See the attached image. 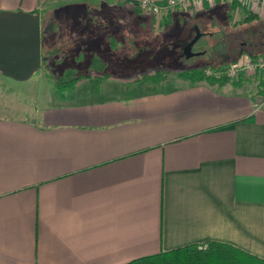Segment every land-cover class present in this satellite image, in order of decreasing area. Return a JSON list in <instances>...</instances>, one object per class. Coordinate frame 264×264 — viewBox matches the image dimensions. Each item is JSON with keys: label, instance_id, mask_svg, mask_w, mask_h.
Here are the masks:
<instances>
[{"label": "crops", "instance_id": "1", "mask_svg": "<svg viewBox=\"0 0 264 264\" xmlns=\"http://www.w3.org/2000/svg\"><path fill=\"white\" fill-rule=\"evenodd\" d=\"M260 80L81 83L31 119L0 115V264H128L210 242L264 260Z\"/></svg>", "mask_w": 264, "mask_h": 264}, {"label": "rangeland", "instance_id": "2", "mask_svg": "<svg viewBox=\"0 0 264 264\" xmlns=\"http://www.w3.org/2000/svg\"><path fill=\"white\" fill-rule=\"evenodd\" d=\"M198 10L178 8L169 17H156L144 11L139 0H85L56 8L44 17L45 27L51 20L55 22V31L45 34L43 41L44 54L59 50L56 59L26 82H16L0 73V115L31 119L35 109L54 103L56 97L61 99V92L47 73L49 68L53 74H62L68 67H77L84 78L78 85L119 79L132 88L139 85L152 91L161 89L171 78L184 82L178 77L180 73L210 60L207 56L185 57L184 48L196 36V26L205 34L201 38L204 44L212 46L219 38L224 45L222 53L213 55L212 60L214 67L224 63L221 73L226 74V69L244 60L241 63L253 65L248 66L251 71L247 70L243 79H264L263 65L256 64L264 58V21L235 27L234 22L242 18L239 10L232 22L226 21L225 11L215 10L214 15ZM201 47L193 46L192 52L200 53ZM93 57L105 64L103 73L90 70ZM78 59L81 63H74ZM58 60L64 61L62 66L55 65ZM156 74L161 75V81L150 79ZM257 89L261 102L264 90L260 85Z\"/></svg>", "mask_w": 264, "mask_h": 264}, {"label": "trees", "instance_id": "3", "mask_svg": "<svg viewBox=\"0 0 264 264\" xmlns=\"http://www.w3.org/2000/svg\"><path fill=\"white\" fill-rule=\"evenodd\" d=\"M75 6V5H74ZM225 11L224 16L226 17V21L232 22L234 18V13L236 10H239L242 18L238 22H234V26L237 27L238 25H247L251 24L254 21H258L259 17L251 12L248 11L247 8L240 6L237 0L233 2H228L224 4H218L214 6L212 9L206 10L204 12L211 11L215 15V10ZM223 14V13H222ZM173 15L168 14L166 17ZM55 24V22H54ZM55 31V26H54ZM46 35H43L42 38V53H43V41ZM188 37V36H187ZM224 39L225 36H222ZM212 38V37H210ZM202 46L200 50L201 52H206L207 57H210L209 63L205 62L204 64H198L191 68L186 69L183 73L179 74V78L187 82L189 84H198L202 82H206L209 85H218L223 86L229 82H236L241 83L243 81V76H241L238 81H231V79L226 76L222 72L224 69V63H220L218 67H214L212 64V60L214 59L213 55L221 54L222 53V45L221 40L216 38L214 40V45L204 44L203 39H200L196 42L194 47ZM222 45V46H221ZM210 46V47H209ZM220 46V47H219ZM58 49L53 51H48V53L44 54L43 56L47 58L46 62H43L42 68H44L53 60L56 59L58 55ZM195 51V50H194ZM204 56V57H205ZM255 55H253L254 57ZM224 58V57H223ZM64 61L58 60L55 62V65L62 66ZM74 63H81V59L74 61ZM64 66V65H63ZM90 70L91 71H98L103 73L105 64L100 61L99 58L93 57V60L90 61ZM52 70V68H49ZM48 70L47 73L49 77L54 81V86L61 92L60 95H66L68 90H72L74 87L78 85L84 78L83 75L78 74L77 67L67 68L62 74L60 71L55 72L54 74ZM207 71L213 72L207 73ZM51 72V73H50ZM219 73V74H218ZM161 75L156 74L153 77H150L151 80H155V82L161 81ZM102 81H94L93 83L96 85L101 84ZM259 85L262 87V91L264 90V79L261 78ZM154 90H149V92H155ZM128 264H264V260L253 255L247 254L243 251H240L232 246L210 242L207 245H191L182 249H178L171 252H161L156 255L143 257L137 260H134Z\"/></svg>", "mask_w": 264, "mask_h": 264}, {"label": "water", "instance_id": "4", "mask_svg": "<svg viewBox=\"0 0 264 264\" xmlns=\"http://www.w3.org/2000/svg\"><path fill=\"white\" fill-rule=\"evenodd\" d=\"M54 32V21L44 26L40 14L31 12H0V73L16 82L29 81L41 70L47 58L42 53V38ZM184 48L187 59L205 56L206 52L193 53L196 42L205 37L200 28Z\"/></svg>", "mask_w": 264, "mask_h": 264}, {"label": "built area", "instance_id": "5", "mask_svg": "<svg viewBox=\"0 0 264 264\" xmlns=\"http://www.w3.org/2000/svg\"><path fill=\"white\" fill-rule=\"evenodd\" d=\"M221 2H233L234 0H220ZM240 6L245 7L247 9L251 8H261L264 9V0H237ZM218 0H139V4L144 11H148L150 14L155 15L156 17L167 16L175 12L176 9L188 10L190 8H198L203 10L207 5L215 6ZM244 61V60H243ZM243 61H239L236 64L230 66L226 69V76H228L231 80H238L241 76L247 74V70H249L253 64L241 63ZM253 62V61H252ZM257 67L259 65H263L264 67V58L260 59L259 62L256 63ZM251 71V70H249ZM263 71V70H262ZM264 104V97L263 101Z\"/></svg>", "mask_w": 264, "mask_h": 264}, {"label": "flooded vegetation", "instance_id": "6", "mask_svg": "<svg viewBox=\"0 0 264 264\" xmlns=\"http://www.w3.org/2000/svg\"><path fill=\"white\" fill-rule=\"evenodd\" d=\"M44 18V17H43Z\"/></svg>", "mask_w": 264, "mask_h": 264}]
</instances>
